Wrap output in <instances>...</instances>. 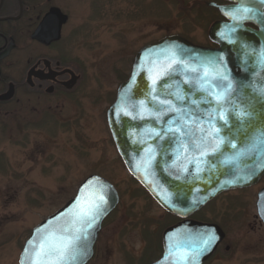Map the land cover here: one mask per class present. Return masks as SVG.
Masks as SVG:
<instances>
[{
  "label": "rangeland",
  "instance_id": "374dc122",
  "mask_svg": "<svg viewBox=\"0 0 264 264\" xmlns=\"http://www.w3.org/2000/svg\"><path fill=\"white\" fill-rule=\"evenodd\" d=\"M208 1L215 0H58L69 14L58 48L80 79L51 109L42 99L36 123H0V264H18L31 229L91 174L114 185L119 203L103 220L88 264H144L158 255L168 215L126 170L106 110L143 45L175 34L212 45L207 31L218 11ZM259 185L226 191L195 215L226 233L229 250L221 246L208 264H264Z\"/></svg>",
  "mask_w": 264,
  "mask_h": 264
},
{
  "label": "water",
  "instance_id": "95a60500",
  "mask_svg": "<svg viewBox=\"0 0 264 264\" xmlns=\"http://www.w3.org/2000/svg\"><path fill=\"white\" fill-rule=\"evenodd\" d=\"M227 1L233 5L206 3L216 7L225 18L212 22L208 28V38L216 47L196 45L178 34L144 45L135 54L128 78L118 85L115 99L106 111L111 137L129 174L160 207L179 218L199 211L224 191L255 184L264 173V5L259 0ZM244 7L258 11L251 14L253 18L237 24L236 20L244 13L234 9ZM51 17L56 19L52 32L46 26L48 21H53ZM66 20L58 8H51L34 36L43 43L58 40ZM248 22L256 28L246 25ZM219 57L222 61L217 59ZM174 59L181 61L180 65L173 64ZM71 74V79L63 83L67 89L73 88L78 80V76ZM205 74L226 76L219 84L223 87L231 82L233 92L231 104L224 108L229 112L235 110L237 114L243 109L249 115L243 119L239 115L229 116L230 129H225L222 135L236 147L226 143L216 155L207 157V165L201 161L200 166L208 170L197 177L195 164L190 161L198 158V153L188 137L164 134V129L180 125L174 123L177 113L164 114L168 105L159 104V100H168L173 107L183 109L180 118L189 125L192 119L188 117L192 116L200 118V123L207 127L206 114L214 112L217 106L200 104L197 108L191 103L205 97V93L197 91L210 83H201ZM153 79L157 80L155 85ZM158 114L159 119H156ZM154 131H161L163 138L156 137ZM199 135L192 138L197 143ZM100 196L103 202L92 226L79 223L80 214L86 212L91 203L99 202ZM118 203L119 194L111 182L99 175H88L73 197L32 228L18 264H32L38 258L36 252L42 242L62 236L80 237L74 242L71 258L66 259L65 264H86L93 255L103 220ZM256 207L264 211V193L258 195ZM191 248L165 251L151 264H199Z\"/></svg>",
  "mask_w": 264,
  "mask_h": 264
},
{
  "label": "flooded vegetation",
  "instance_id": "af4514ba",
  "mask_svg": "<svg viewBox=\"0 0 264 264\" xmlns=\"http://www.w3.org/2000/svg\"><path fill=\"white\" fill-rule=\"evenodd\" d=\"M215 2L233 5L231 1ZM51 8H58L67 20L61 26L58 40L43 43L34 36V33ZM51 20L53 21H48L46 26L50 27L52 32L56 26V19L51 17ZM68 20L69 14L58 4V0H0V123L6 120L36 123L39 120L37 117L41 112L42 99L47 102V108L51 109L56 95L71 92L74 87L67 89L63 85L71 79V72L78 76V83L80 79L78 70L58 48L64 38L63 28ZM216 20H224L219 12ZM246 24L256 28L252 23ZM211 46L215 47L216 44ZM258 185L257 200L258 195L264 193V173L255 184L227 192L241 191ZM256 200L255 218L258 225L264 228V211L257 210ZM197 213L186 218L168 215L169 222L160 233L159 253L144 264H151L165 251H173L176 247H192L199 264L211 263L221 249L226 233L218 222L195 218ZM209 235L215 239L205 249L203 241ZM223 247L225 251L229 250L228 244Z\"/></svg>",
  "mask_w": 264,
  "mask_h": 264
},
{
  "label": "snow or ice",
  "instance_id": "6c2138e0",
  "mask_svg": "<svg viewBox=\"0 0 264 264\" xmlns=\"http://www.w3.org/2000/svg\"><path fill=\"white\" fill-rule=\"evenodd\" d=\"M259 3L264 5V0H259ZM237 13H244L240 16L239 20H236V23L239 24L240 21L251 19L252 13L258 11L257 9L251 7H244L243 9H234ZM234 20L235 17H232ZM229 42H232L231 40ZM222 61V57L217 58ZM175 65H180L181 61L174 59L172 61ZM226 76H212L209 77L207 74L204 75V81H210L207 86L200 87L197 91L205 93V97H202L199 100H192L191 103L199 107L200 104H208V105H216V109L214 112H207V127L200 123V118L193 119L192 116H189L188 119H192V124L189 125L185 122V120L180 118V113L183 112V109H177L172 106L171 102L168 100H159V104L168 105L164 114L167 112H175L177 113V120L174 123L179 124V127H168L164 129L163 132L165 135L171 133L173 135H182L188 137L191 141V145L194 150L198 153V158L193 157V160L190 163L195 164V173L197 177L202 172L207 171L206 167H201V161L207 165L208 160L207 157L216 155L220 150L222 145L229 144L230 147L235 148L236 145L232 143L230 140H226L225 135L222 133L225 129H230L229 124V116L236 117L239 115L241 119L247 117L249 113L246 110H241L238 114L235 110L229 112L228 109L224 108V105L231 104V95L233 92L231 82L224 84L223 87L219 84V81L226 80ZM153 85L157 83L156 79L152 81ZM177 99H181L180 96L176 97ZM155 99V97H153ZM143 103V102H141ZM117 111H122L121 109H117ZM124 115H128V112H123ZM193 116L195 114L193 113ZM156 119H159V114L156 116ZM199 133V143L196 142L195 139H192L196 134ZM154 135L159 138H163L161 131H154ZM187 169H181V171H186ZM179 178V177H177ZM103 202V197H99V202L91 203L86 212L80 214L79 223L87 224L88 227L92 226V222H94L97 218V215L100 211V204ZM79 231H82L80 229ZM79 236H70V237H60V238H51L42 242L38 247L39 250L36 252V256L38 257L36 260L32 261V264H65L66 259L71 258L70 252L74 246V242L79 240ZM214 236L209 235L207 239L203 241L205 245V249H207L208 245L211 244L214 240ZM54 257V259H53Z\"/></svg>",
  "mask_w": 264,
  "mask_h": 264
},
{
  "label": "trees",
  "instance_id": "16d2710c",
  "mask_svg": "<svg viewBox=\"0 0 264 264\" xmlns=\"http://www.w3.org/2000/svg\"><path fill=\"white\" fill-rule=\"evenodd\" d=\"M211 9H215V8H213V7H210ZM216 10V9H215ZM128 76V75H127ZM127 76H125L124 78H123V80H125L126 78H127ZM122 80V81H123Z\"/></svg>",
  "mask_w": 264,
  "mask_h": 264
}]
</instances>
